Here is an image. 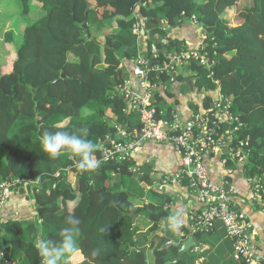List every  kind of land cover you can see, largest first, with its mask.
I'll use <instances>...</instances> for the list:
<instances>
[{
	"label": "trees",
	"instance_id": "1",
	"mask_svg": "<svg viewBox=\"0 0 264 264\" xmlns=\"http://www.w3.org/2000/svg\"><path fill=\"white\" fill-rule=\"evenodd\" d=\"M33 1L20 0L25 15ZM93 1L86 16L89 0H38L46 15L24 28L22 44L12 40V32L7 35V41L16 47V58L8 73L0 63V186L22 180L16 188L33 187L37 216L0 227V250L7 258L18 260L17 264H41L33 233L58 244L63 230L71 227L69 219L75 217L81 222L76 240L77 252L83 256L79 264H148L142 248L152 235L154 264H173L178 257L177 264H183L190 250L180 253L179 243L165 246V238L156 235L170 216L171 197L149 189L153 199L143 206L134 205V194L114 180L132 176L128 164H103L100 158L102 148L118 138L120 127L128 131L141 127L138 115L120 98L119 86L127 76L121 64L140 55L155 61L154 52L162 48L179 52L184 43L172 39L168 31L182 26V14L186 20L195 16L209 50L216 51L212 72L196 62L186 68L194 75L197 93H206L203 107H197L195 113L210 109L215 93L231 99L232 112L242 124L236 134L250 140L244 172L264 185V0H250L245 10H235L241 0ZM232 8L236 14L227 18ZM99 9L111 10L105 17L98 14L99 22L110 28L102 41L90 24L92 13ZM86 22L91 39L83 27ZM136 25L150 36L148 51L140 55ZM159 33L155 42L153 37ZM169 111L165 118L171 120ZM62 122L66 124L62 126ZM82 129L83 137L97 145L92 158L102 162L98 170L81 173L76 167L78 157L71 151L62 150L54 158L42 151L40 138L45 131L81 134ZM228 165H233L231 159ZM69 172L76 176L75 186L68 180ZM140 181L152 184L150 175L141 176ZM70 203L75 204L73 210ZM134 215L150 222L144 234ZM101 226H108L107 233L99 231ZM181 231L183 239L191 234L187 228ZM96 248L102 250L98 256L94 255ZM63 264H72L71 259Z\"/></svg>",
	"mask_w": 264,
	"mask_h": 264
},
{
	"label": "built area",
	"instance_id": "2",
	"mask_svg": "<svg viewBox=\"0 0 264 264\" xmlns=\"http://www.w3.org/2000/svg\"><path fill=\"white\" fill-rule=\"evenodd\" d=\"M184 16L181 15L182 22L186 21ZM189 20L193 24H199L195 16ZM134 33L140 35V26H135ZM153 57L155 61L144 55L139 56L132 68L135 83L128 79L119 86L120 95L127 104L128 110L140 115L141 127L134 131L120 127L117 131L118 138L112 139L108 147L102 148L101 161L103 164L115 161L129 166L142 142L173 144L181 157L182 169L173 176L166 175L160 179L159 183L157 182L158 191L165 193L172 182L185 183L194 194L199 207L189 216L192 232L194 234L213 232L215 223L221 221L234 243L235 259L245 261L247 264H264V258L256 255L248 235V230L252 226L249 217L240 209H235L230 195L234 193V189L232 191L226 187V184L214 183L206 162L209 155H222L224 149L228 147L229 159L238 167L241 174H245L244 169L250 156V140L242 139L236 134L242 124L232 112L231 99L218 92L219 97L214 99L210 109L194 112L186 120L179 115L172 116L171 120L165 119L155 106L160 89L167 90V84L160 81V76L170 75L171 82L176 83L182 78L183 72L185 74L188 72L186 68L192 62L212 72V68L216 65V51L212 53L209 50L206 35L202 32L201 44L196 48L189 49L183 45L179 52L174 51L173 48L170 52L165 49L163 55L154 52ZM151 61L152 65H150ZM189 72L192 73L190 70ZM202 94L206 98V93L199 92L198 96ZM225 163L227 161H224ZM131 169L133 168L129 167V170ZM248 180L251 186L250 194L241 197L240 200L248 201L252 205L257 204L264 209L262 181L249 177ZM21 183L22 180H17L5 182L0 186V210L17 189V184ZM0 264H17V262L1 253Z\"/></svg>",
	"mask_w": 264,
	"mask_h": 264
},
{
	"label": "crops",
	"instance_id": "3",
	"mask_svg": "<svg viewBox=\"0 0 264 264\" xmlns=\"http://www.w3.org/2000/svg\"><path fill=\"white\" fill-rule=\"evenodd\" d=\"M91 9H93L92 4ZM108 10L111 11L110 9ZM109 11L99 9L98 14L99 16L105 17L109 15ZM233 16L234 8L228 10L226 13L227 18H232ZM164 23L165 22L162 21V25ZM198 25L199 24H193L190 20H186L182 22V26L180 28L168 31V36L174 40L184 43V45L189 49L196 48L201 44L202 36L201 28L198 27ZM113 28H116V25H114ZM164 30L167 32L166 26H164ZM137 36L140 55L141 53H146L148 51L147 40L150 39V36L143 33L141 26L140 35ZM153 40L156 42L157 36L153 37ZM136 60L131 63L123 62L121 64V66H125L126 68L127 76L125 75V80L129 79L134 83L136 79L133 77L132 68ZM192 76L194 75L190 72L182 75L181 83L174 85L175 87L171 93L167 90L163 91L160 89V92L156 97V102L158 104V99L163 98V100L159 102L158 107L164 117L167 111L170 110L172 116L179 115L183 120H186L189 118L190 114L195 112L197 107L199 108L203 105L204 102H202L201 99L204 98V95L202 94L198 96L199 94L194 88L195 81L191 80ZM189 83H192V89L189 86ZM182 84L186 85V88L190 87L189 93L184 91ZM184 93L186 94L185 96ZM218 94L219 93H215L213 95V99L218 98ZM137 115L139 118L137 119L140 122V115L138 113ZM226 149H228V147L224 149L222 155L212 154L207 157L206 162L209 166L211 178L216 184H226V187L230 190L234 189V193L230 194L234 201V205L249 217L252 226L248 230V235L251 238L256 255L264 258V209H261L259 205L254 206L248 201L242 202L240 200L241 197L248 196L250 194V182L246 177V174H241L235 164H233L234 168L228 167L230 151H226ZM224 161H227V163L224 164ZM134 162L138 168L145 166L148 167V165L151 167V186H148L146 183H142L144 184L143 186L146 190L153 187L155 190H158L157 182L159 183L160 179L166 175L173 176L182 169L181 157L177 154L174 145L169 143H156L151 141L142 142L135 154ZM235 167L237 168L235 169ZM30 188L31 187L27 188L25 185L22 188L14 190L7 204L0 210V227L9 222L30 220L37 216L34 201L31 198L33 194V187L31 190ZM165 193L172 199L169 205L170 216L179 212L184 221L181 228L190 229L191 234L183 239L184 233L180 228L179 231H172L169 229L170 233L166 235V227L162 224L156 235L165 238V246L179 243L181 248L183 243L186 242L189 237L192 236L194 238L195 246L192 247L193 250L191 249L188 255L183 257V264H240L241 261L236 260L234 257V243L229 238L226 228L221 221H217L215 223V229L213 232L198 233L197 236L194 235L189 216L199 207L197 206L194 194L190 192L185 183L172 182L166 188ZM136 225L140 227L143 234L150 227V224H138L137 222ZM152 239H154L153 235L148 237V243L146 246L147 258H149V254H154V250L150 248V240ZM158 243L159 239H156L155 244ZM1 253L2 252L0 250V256ZM79 255L82 256L81 254ZM16 261L18 262V260Z\"/></svg>",
	"mask_w": 264,
	"mask_h": 264
},
{
	"label": "rangeland",
	"instance_id": "4",
	"mask_svg": "<svg viewBox=\"0 0 264 264\" xmlns=\"http://www.w3.org/2000/svg\"><path fill=\"white\" fill-rule=\"evenodd\" d=\"M89 1L94 6V1L93 0H89ZM249 5H251L250 0H241L239 4L236 6L235 10H238V9L245 10L247 9ZM235 10H234V14H236ZM28 11L29 13L25 15V9L22 6L20 0H4L2 3H0V63H2L3 65L4 73H8L11 71L12 64L16 58L15 45L7 41L8 33L12 32V35H13L12 40L15 38V43L18 44L19 46L22 44V41H23L22 31L24 30V28L29 25H32L35 22L37 23L39 20H41L46 15V11L44 10L43 6L39 4L38 0H34L32 2V4L30 5V10ZM237 18L238 16L236 17V19ZM90 24H91V30L93 34L97 36L99 41H102L103 34L108 32L110 29L109 24L104 25L103 23L99 22L98 13L95 10H94V13H92L91 15ZM159 36H161V33H159L157 37L159 38ZM165 49L162 48L161 50H159V52H162L164 54ZM171 49L172 48L167 49V50L171 51ZM182 74L185 75L184 72ZM210 76H213V75L210 74ZM160 81L165 82L167 84L166 89L169 93H171L175 87L174 85H177V83L181 82L182 78H179L176 83H172L171 76L164 75V76H160ZM182 86H183L184 91L189 93V90L187 91L186 85L182 84ZM185 95L186 94L184 93V96ZM65 124L66 122H62V126H64ZM119 164H122V163H119ZM233 166L234 165H228V167L230 168ZM129 167L133 168L129 170L132 176L115 177L114 180L117 183L123 182L126 185L125 189L134 194V198H131V201L134 205L143 206L148 201H151L153 198L147 193V190L143 186L144 184L141 183L140 178L141 176L150 175L149 170L151 169V167L150 165H148V167L145 166V167L138 168L134 160L132 161V163L129 164L128 168ZM236 168L237 167H235V169ZM68 180L72 184V186L76 185V176L73 175L72 172L68 173ZM150 189L155 190L154 187ZM136 195H139V198H137ZM74 205L75 204L73 203L69 204L71 210H73ZM256 205L257 204H254V206ZM137 223L138 224H150V222L143 216H140L137 219ZM165 233L166 235L170 233L168 228L165 229ZM79 254L80 253L77 252L71 258L72 264H79L83 261V256H80ZM11 255L14 257L13 254ZM154 260H155L154 254H149V258H148L149 264H154Z\"/></svg>",
	"mask_w": 264,
	"mask_h": 264
},
{
	"label": "clouds",
	"instance_id": "5",
	"mask_svg": "<svg viewBox=\"0 0 264 264\" xmlns=\"http://www.w3.org/2000/svg\"><path fill=\"white\" fill-rule=\"evenodd\" d=\"M85 130L81 134L67 131L49 132L45 131L40 138V145L43 152L51 157H57L62 150H68L78 157L76 167L84 172L96 171L101 166L100 160L92 158L97 149V145L83 137ZM38 179V177H37ZM182 215L178 212L168 216L163 221V226L172 230L179 231L183 225ZM71 227L63 230V239L58 244L50 239L46 240L39 232L33 233V247L41 258V264H63L67 259H71L77 252V236L80 231V220L72 217L69 219ZM108 226H101L99 231L107 233ZM100 248L94 250V255H100Z\"/></svg>",
	"mask_w": 264,
	"mask_h": 264
},
{
	"label": "water",
	"instance_id": "6",
	"mask_svg": "<svg viewBox=\"0 0 264 264\" xmlns=\"http://www.w3.org/2000/svg\"><path fill=\"white\" fill-rule=\"evenodd\" d=\"M90 10H91V4L88 2L87 8L85 10V15L86 16L88 15ZM83 27L87 31L89 39H91L92 38V34H91L90 27H89L88 23L87 22L84 23ZM198 27H200V26L198 25ZM150 65H152V61L150 62ZM63 78H66L65 74H63ZM189 86L192 89V83H189ZM120 98H121V100H123V97H120ZM226 151H228V149H226ZM136 218H137V216L134 215V220ZM193 246H195L194 238L191 236V237H189V239L186 242L183 243L182 248H180L179 252L182 253V252H185V251H189V250L192 249ZM142 251L146 254V247L142 248ZM178 261H179V257L176 259V261L173 262V264H177Z\"/></svg>",
	"mask_w": 264,
	"mask_h": 264
}]
</instances>
